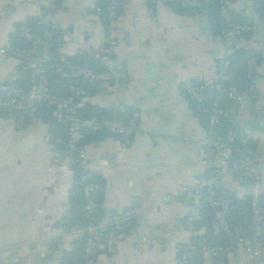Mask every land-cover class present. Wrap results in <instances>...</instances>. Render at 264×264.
<instances>
[{
  "label": "crops",
  "instance_id": "1",
  "mask_svg": "<svg viewBox=\"0 0 264 264\" xmlns=\"http://www.w3.org/2000/svg\"><path fill=\"white\" fill-rule=\"evenodd\" d=\"M122 1L109 36L115 42L109 54H103L108 38L95 0H60L49 15L58 28L61 59L75 54L106 58L125 74V81L101 85L81 105L139 116L128 144L106 135L83 145L91 175L103 183L102 210L136 215L135 233L128 238L131 244L101 247L102 254L92 264H175L167 247L190 242L185 227L188 202L163 206L161 199L192 186L203 174L197 147L206 138L182 90L192 82L211 83L217 61L234 50L256 55L252 96H244L240 103L231 100L224 116L237 128L240 142H255L252 157L264 156V22L253 13L252 0H232L234 14L253 26L233 47L210 32L205 16L179 14L144 0ZM49 9L47 0H0V48L9 43L16 24L41 17ZM19 72L14 59L0 63V84L14 80ZM75 182L72 158L51 142L48 124L34 120L23 125L0 118V264H58L60 252L53 245L72 249L78 236L59 223L67 215ZM257 184L264 198V161L258 180L248 175L224 177L218 187L244 198L255 192ZM140 236L156 244L141 246ZM202 264L243 263L233 255L203 254ZM257 264H264V259Z\"/></svg>",
  "mask_w": 264,
  "mask_h": 264
},
{
  "label": "built area",
  "instance_id": "2",
  "mask_svg": "<svg viewBox=\"0 0 264 264\" xmlns=\"http://www.w3.org/2000/svg\"><path fill=\"white\" fill-rule=\"evenodd\" d=\"M108 1V24L105 32L108 38V47L103 54H109V50L115 46V42L111 37L112 25L119 18L117 10L119 4L113 0ZM146 1V0H144ZM49 10L53 9L54 0H47ZM151 4H162L169 7L171 4H179L185 9L198 7L197 0H150ZM219 15L221 19L229 21L232 0H218ZM98 15L100 9L95 7ZM42 17V16H41ZM44 21L50 22L49 15H46ZM51 23V22H50ZM52 24V23H51ZM253 29L252 23L246 21L240 25L228 24L222 31L220 36L227 42H232L243 34L250 33ZM18 36L26 44V48L11 47L8 44L0 48V63L6 65L11 59L16 60L23 70L30 73V85L27 88L7 87L0 84V92L4 94V98H0V108H12L17 111H35L37 105L45 103L50 109V116L54 122L65 124L67 126V152L72 158V167L78 175V181L82 185V195L84 205L82 212L89 217L97 208L94 201V195L102 189L99 182L93 181L90 173V160L86 153L85 147L80 144L82 132H100L106 135L120 138L125 144L130 142L132 135L138 127L139 116L136 112L130 115L128 121L124 122L116 119L107 118H80L75 115L71 106L72 98L65 99L55 96L49 89V82L46 75V66L51 61L52 54L51 42L48 37H40L32 33L25 27L16 29ZM104 63L108 67L107 72H93L88 68L69 67L55 72L61 79H77L83 82L93 84H110L119 83L126 80L125 74H122L117 66L104 58ZM217 68L226 67L229 61L226 57L217 61ZM258 62L256 58L251 57L246 64L247 77L253 83L255 79V70ZM252 87L250 91L252 92ZM187 94L197 101H210L208 109V127L204 143L197 147L203 174L199 176L192 186H182L174 195H165L161 199V205H170L177 201L188 202L186 220L191 223L199 214L203 201H206L210 208L211 225L210 230L213 235H224L234 240L232 247L225 246H207L203 248L202 253L211 258H221L233 255L237 257L243 264H257L264 259V245L257 241L247 242L244 238V230L240 228H231L227 222L226 213L229 208V202L225 199L215 196V187H217L224 177L239 178L242 175H248L258 180L259 169L264 161V156L249 157L237 148H232V144L237 139V135L228 132L226 136L211 137L212 128L225 115L223 108L219 106L220 98L215 92H207L206 88H194L191 84L184 87ZM75 97H80L82 92L77 89H71ZM226 98L240 103L244 96L234 95L231 92H224ZM257 189L250 196L249 211L254 232L257 236L264 231V205L260 203L261 186L256 185ZM154 212L157 210L154 209ZM135 214L129 210L116 212L109 218L95 222L86 227L74 226L65 231L77 235L85 236L87 239L86 256L90 255L93 245L98 244L100 247H108L116 244H131L128 239L135 233ZM187 223V224H188ZM191 226V224H189ZM190 234V241L196 240L203 230L187 229ZM120 233V234H117ZM138 243L141 246L155 245V240L147 236H140ZM175 257V264H188L190 257V247L188 244H179L168 246ZM91 260H87L84 264H92Z\"/></svg>",
  "mask_w": 264,
  "mask_h": 264
},
{
  "label": "trees",
  "instance_id": "3",
  "mask_svg": "<svg viewBox=\"0 0 264 264\" xmlns=\"http://www.w3.org/2000/svg\"><path fill=\"white\" fill-rule=\"evenodd\" d=\"M96 7L100 9L98 15L102 19L105 30L109 26L108 24V1L107 0H95ZM119 4L117 10L120 15L122 12V0H113ZM199 2L198 7L185 9L179 4H171L169 7L176 13L188 14V15H201L205 16L207 20V26L213 35L220 36L221 31L228 25H240L245 23L240 17L234 14L231 10L229 21L221 19L219 15V3L218 0H197ZM150 3V0H146ZM252 11L258 18L264 22V0H252ZM60 5V0H54L53 9L43 11L42 17H28L24 22L16 24L15 31L9 35L8 45L17 48H26L27 44L19 38L17 28L25 27L32 33L37 34L40 37H48L51 42V54L52 59L46 66V75L49 82V89L55 96L62 97L65 99L72 98L71 106L74 109L76 116L80 118H107L116 119L121 121H128L130 115L128 113H117L111 109L100 108L94 105L84 104L81 105L80 101L83 98L91 97L99 91L100 84H93L83 82L77 79H61L60 76L55 72L57 69H67L69 67H80L88 68L93 72H107L108 67L105 65L104 60H96L90 56L75 54L72 56H66L61 59L58 53V28L53 26L49 21H44L46 15L54 14L56 8ZM249 34V33H246ZM243 34V35H246ZM242 35V36H243ZM241 38V36L239 37ZM236 38L230 42V46L234 47ZM256 55L246 52L245 50H234L230 56L226 58L229 61V65L222 68H217L216 78L209 84L192 82L191 86L194 88L204 87L207 92H215L219 95L218 103L224 111L230 108V99L226 98L224 92H231L234 95L252 96L250 91L253 85L252 81L247 77V61ZM112 58V56H108ZM258 62V61H257ZM218 64V63H217ZM2 84L7 87H22L27 88L30 85V73L29 71L23 70L20 67V72L14 80L5 81ZM77 89L82 92L80 97H75L71 89ZM250 91V92H249ZM182 95L188 102L192 112L198 117L201 125L204 127L205 132L209 130L208 127V109L210 107V101L201 100L197 101L193 97L187 94L186 90H182ZM0 98H4V94L0 92ZM51 109L45 104L41 103L36 106L35 111L25 110L17 111L12 108H0V118L4 119H16L19 124L26 125L34 120H41L48 124L51 133V142L55 147L61 151L67 150V126L65 124H58L53 121L50 116ZM228 132L235 133L237 139L232 144V148H237L245 152L249 157L254 156L256 144L254 141L248 140L245 143L240 142L237 128L233 125L225 116L221 117L218 123L212 128L211 137L215 136H226ZM106 134L100 132H82L81 145L87 142H97L103 139ZM92 176V175H91ZM75 186L69 194V207L67 215L63 220L60 221L59 226L64 230L70 229L74 226L86 227L90 224L111 217L115 213L105 212L101 208L102 203V191L97 192L94 195V201L97 204V208L92 212L89 217H86L82 212L84 205V199L82 195V185L78 181V175L75 173ZM93 181L99 182L103 185L102 180L92 176ZM215 196L218 198L225 199L229 202V208L226 213L227 222L231 228H240L244 230V238L247 242L257 241L264 245V231L259 236L254 232L250 211L249 202L251 197L247 196L244 198H238L236 195L229 193L221 187H215ZM260 203L264 205V198L260 197ZM210 208L206 201H203L202 207L199 210V214L195 220L188 223L185 219L186 229H202L204 232L196 240H191L188 245L190 247V257L188 264H202L203 261V248L207 246H225L232 247L234 240L231 237L224 235H213L210 230L211 219H210ZM188 223V224H187ZM191 224V226L189 225ZM120 234V233H117ZM87 247V239L85 236H78L72 242V249L62 250L57 244L53 245V249L60 252L58 257V264H84L87 260L94 262L99 255L102 254L101 247L95 244L91 248L89 256H86L85 250Z\"/></svg>",
  "mask_w": 264,
  "mask_h": 264
}]
</instances>
